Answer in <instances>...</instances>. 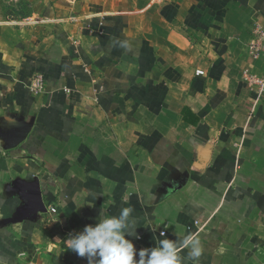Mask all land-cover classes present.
Instances as JSON below:
<instances>
[{"label":"crops","instance_id":"crops-1","mask_svg":"<svg viewBox=\"0 0 264 264\" xmlns=\"http://www.w3.org/2000/svg\"><path fill=\"white\" fill-rule=\"evenodd\" d=\"M43 17L0 21V264H87L65 241L125 207L137 251L196 235L199 264H264V93L241 79L264 74L245 50L264 0H52Z\"/></svg>","mask_w":264,"mask_h":264},{"label":"clouds","instance_id":"clouds-1","mask_svg":"<svg viewBox=\"0 0 264 264\" xmlns=\"http://www.w3.org/2000/svg\"><path fill=\"white\" fill-rule=\"evenodd\" d=\"M132 212L131 207H125L118 216L101 213L95 226L86 225L65 241L67 248L85 258L87 264H185L186 260L199 264L204 248L196 235L186 236L179 244L160 239L155 247L137 251L132 240L126 238L140 239L135 227H130ZM181 247L189 249L186 257L180 255Z\"/></svg>","mask_w":264,"mask_h":264},{"label":"built area","instance_id":"built-area-1","mask_svg":"<svg viewBox=\"0 0 264 264\" xmlns=\"http://www.w3.org/2000/svg\"><path fill=\"white\" fill-rule=\"evenodd\" d=\"M245 50L251 59L264 57V23L256 22L253 25L252 34L245 45ZM195 74L202 75L204 71L197 69ZM241 79L254 98L264 93V74H256L248 69H243L241 71ZM25 86L33 94L42 92L45 86L44 76L39 72L33 73L28 77ZM50 210L54 212L55 207H51Z\"/></svg>","mask_w":264,"mask_h":264},{"label":"rangeland","instance_id":"rangeland-1","mask_svg":"<svg viewBox=\"0 0 264 264\" xmlns=\"http://www.w3.org/2000/svg\"><path fill=\"white\" fill-rule=\"evenodd\" d=\"M52 0H0V21L18 24L41 20Z\"/></svg>","mask_w":264,"mask_h":264}]
</instances>
